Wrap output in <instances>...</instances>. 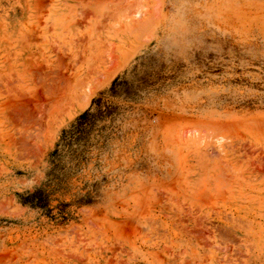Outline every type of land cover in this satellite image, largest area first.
Here are the masks:
<instances>
[{"label": "rangeland", "instance_id": "obj_1", "mask_svg": "<svg viewBox=\"0 0 264 264\" xmlns=\"http://www.w3.org/2000/svg\"><path fill=\"white\" fill-rule=\"evenodd\" d=\"M0 264H264V0H0Z\"/></svg>", "mask_w": 264, "mask_h": 264}, {"label": "bare ground", "instance_id": "obj_2", "mask_svg": "<svg viewBox=\"0 0 264 264\" xmlns=\"http://www.w3.org/2000/svg\"><path fill=\"white\" fill-rule=\"evenodd\" d=\"M93 55V54H92ZM86 56H88V55H86ZM91 60V59H90ZM86 61H87V59H86ZM84 64V63H83ZM83 64H82V67H83ZM90 64V63H89ZM94 65L96 64L95 62L93 63ZM91 65V67H93L92 66V63L90 64ZM87 66V65H86ZM82 67H81V69H82ZM91 70V69H90ZM94 70H96V69H94ZM81 71V70H80ZM82 71H83V69H82ZM93 71V70H92ZM86 72V71H85ZM88 72H90V71H88ZM94 72V71H93ZM39 75H38V77L39 76H41V75H43V72H39L38 73ZM86 74V73H85ZM45 75V74H44ZM88 75V74H87ZM46 76V75H45ZM45 76H44V78H45ZM97 76V75H96ZM96 76H95V79H96ZM42 77V76H41ZM40 77V78H41ZM78 77V76H77ZM83 77V76H82ZM94 76H91V78H93ZM99 77V76H98ZM44 78H41L40 80H44ZM84 78V77H83ZM46 79V78H45ZM62 79V78H61ZM61 79H59V80H61ZM84 79H86V78H84ZM84 79H80V80H77L78 82L76 83H74V84H72L71 82V84H67V85H65V86H62L60 89H59V91H57L58 89H56V95H55V97L53 98V102L51 103L52 105V112L53 111H55V113L56 112H60V111H64L65 109L67 110V107L71 104V101L74 99V97H77V96H79V94L81 93V91L82 90H84V83H85V80ZM94 79V78H93ZM49 80V79H48ZM75 80V81H76ZM88 81V80H87ZM97 81V80H96ZM39 82V81H38ZM43 82V84H44V81H42ZM92 82V81H91ZM89 83V82H88ZM46 85H47V83H45ZM51 85H52V83H51ZM89 85V84H88ZM49 88H50V86H48ZM57 87V86H56ZM39 88V87H38ZM52 88V87H51ZM44 89V88H43ZM46 90V89H45ZM49 90V89H48ZM43 92H44V90H42ZM49 91H52V89L51 90H49ZM42 92V93H43ZM48 93V92H47ZM50 93V92H49ZM53 94V93H52ZM55 94V93H54ZM40 96V95H39ZM42 96V95H41ZM51 96V95H50ZM52 96H54V95H52ZM47 97V96H46ZM42 98V97H41ZM43 98L45 99V97L43 96ZM51 98V97H50ZM49 98V99H50ZM51 98V99H52ZM42 101V100H41ZM44 101V100H43ZM43 101H42V104H45V103H43ZM47 101V100H46ZM46 105V104H45ZM50 105V104H49ZM25 108H26V106H25ZM30 108V107H29ZM47 110H48V108H47ZM21 113V112H20ZM22 114V113H21ZM53 114V113H52ZM51 116V115H50Z\"/></svg>", "mask_w": 264, "mask_h": 264}]
</instances>
